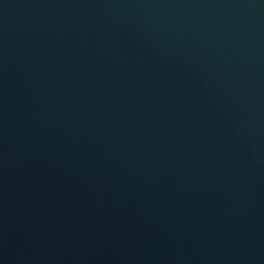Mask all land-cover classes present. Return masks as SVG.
Wrapping results in <instances>:
<instances>
[{
    "label": "water",
    "instance_id": "obj_1",
    "mask_svg": "<svg viewBox=\"0 0 264 264\" xmlns=\"http://www.w3.org/2000/svg\"><path fill=\"white\" fill-rule=\"evenodd\" d=\"M134 264H264V0H32Z\"/></svg>",
    "mask_w": 264,
    "mask_h": 264
}]
</instances>
